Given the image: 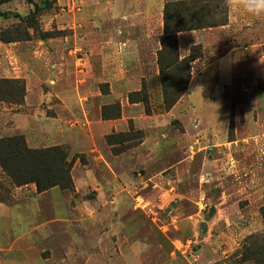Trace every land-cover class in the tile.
<instances>
[{
	"label": "rangeland",
	"instance_id": "obj_1",
	"mask_svg": "<svg viewBox=\"0 0 264 264\" xmlns=\"http://www.w3.org/2000/svg\"><path fill=\"white\" fill-rule=\"evenodd\" d=\"M221 1L216 18L226 16L225 25L196 30L214 29L180 42L176 35L178 59L197 56L186 72L158 66L161 35L155 64L128 67V82L121 83L112 76L116 67L94 62L97 0H0L6 15L0 35L18 43L13 54L0 55V67L10 68L0 81L24 88L19 103L18 90L0 94V138L22 136L29 147V139L47 136L48 119L60 121L56 142L32 140L37 148H29L57 146L73 161V189H59L70 221L55 223L53 234L60 244L71 241V264H95L101 257L111 264L127 255L130 264H264V14L247 21L240 16L241 22L222 29L229 24V3ZM180 44L184 52L190 44L184 57ZM232 49V79L217 85L215 65H208ZM13 67L27 68L26 78H17ZM209 67L206 81L193 87L191 78ZM164 88L173 96L185 88L179 110L176 104L165 110ZM195 91L228 102L223 140L213 136L222 105L210 115L215 126L199 119L197 108L205 115L214 106L194 103ZM97 111L102 121L121 125L104 132ZM131 151L128 166L114 162ZM85 169L94 177L88 187L81 182ZM32 185L16 188L0 170V204L31 200ZM33 233L30 239L40 244V233ZM32 249L49 255L40 246Z\"/></svg>",
	"mask_w": 264,
	"mask_h": 264
},
{
	"label": "crops",
	"instance_id": "obj_2",
	"mask_svg": "<svg viewBox=\"0 0 264 264\" xmlns=\"http://www.w3.org/2000/svg\"><path fill=\"white\" fill-rule=\"evenodd\" d=\"M100 1V2H99ZM172 0H97L99 4L100 14L98 15L97 22L99 29L96 32V52H95V63L99 67H116L113 70L112 76H117L121 83L128 82V75L126 73L128 67H150L154 65L156 56L154 49L156 45L159 46V37L163 33V7L166 2ZM182 1V0H173ZM229 3V24L222 27L229 29L232 23H238L242 20H238L241 16L245 18L244 21L249 19V15H240L242 11L238 8L241 0H228ZM238 13V14H237ZM253 18L252 16H250ZM214 29L184 32L178 34L179 42L183 39H194L195 35L210 32ZM18 43H2L0 42V55L7 54V56L13 54L16 50ZM188 45L186 51H181L180 44V57H184L188 54ZM234 50L225 52L217 60L209 63L208 66L213 67L215 65V84L225 86L229 84L232 79V62ZM143 56H147L148 60H144ZM111 61V62H110ZM111 63V64H110ZM194 63V62H193ZM209 67L205 74L203 70L200 73L195 74L191 78V85L193 87H199L204 80L206 74L211 70ZM24 67H13L18 77L26 78V69ZM22 69V70H21ZM0 74H8L10 76L9 67H0ZM24 75V76H22ZM110 75V74H109ZM111 76V75H110ZM112 80H116V77H112ZM120 87L124 84H119ZM201 95V96H199ZM194 98V103L201 104H212L214 106L213 111L204 112L201 108H197V117L203 121L211 120V113L217 112V108L220 110L219 105H222L221 111L217 114V119L222 116V122L220 125L215 126L213 132L217 139V142L223 140L225 135L224 123L226 122L225 114L227 112V101L222 99L219 102H215L207 98L204 94L195 91L191 94ZM189 98V96H188ZM211 101V102H210ZM213 102L215 104H213ZM96 104V103H95ZM217 105V106H215ZM224 105L226 108H223ZM181 102L174 106L173 110H179L178 107H182ZM206 107V106H205ZM99 110V109H98ZM171 110V112L173 111ZM100 118L101 130L108 131L114 128L115 124L121 125V121L116 120L108 123L102 121L99 112H96V119ZM45 123L50 130L46 131V137H34V141H42L48 139V141H55L60 136V121L55 118L48 119ZM222 123V124H221ZM193 130V129H192ZM195 132V131H193ZM29 139V147H33ZM28 141V143H29ZM134 159V152L131 151L123 156L114 158V162L128 166ZM94 177L90 175V171L85 169L82 172L81 182L86 187L93 184ZM33 186V185H32ZM34 187V186H33ZM23 188H19L21 191ZM35 190V189H34ZM31 195V200L25 201L27 197L14 203L11 206L0 204V233H9L10 236L14 237L13 240L0 239V264H71L70 258V242L60 244L59 240L55 241L53 234L58 233L59 227L56 230L55 223L67 224L69 219L70 211L66 208V196L58 188H52L40 194L34 193ZM44 217V218H43ZM43 218V219H39ZM66 230V229H64ZM34 231L40 233L39 238L43 241L39 244L30 239L31 234ZM241 232V231H240ZM1 235V234H0ZM44 243V245H43ZM43 251H49V255L43 258L36 249L32 247H39ZM36 250V251H35ZM128 257L131 255H127ZM128 257H123V261H110L111 264H130ZM130 258V257H129ZM105 258H99V263L105 264ZM132 261V257L130 258ZM61 262V263H60ZM76 263V261H74Z\"/></svg>",
	"mask_w": 264,
	"mask_h": 264
},
{
	"label": "trees",
	"instance_id": "obj_3",
	"mask_svg": "<svg viewBox=\"0 0 264 264\" xmlns=\"http://www.w3.org/2000/svg\"><path fill=\"white\" fill-rule=\"evenodd\" d=\"M218 0H182L166 2L163 7V34L160 38V47L157 62L159 67H184L187 71L188 64L197 56L192 53L185 59L179 60L176 55V35L183 31H196L204 28L223 26L226 24V16L218 17L215 4ZM223 4L224 0L221 1ZM222 13V12H221ZM226 9L223 10V14ZM6 16L0 12V17ZM0 41L11 43L3 34ZM163 60L166 63H163ZM189 80L186 74V82ZM186 85V83H185ZM18 90L21 96L17 103L23 99V86L16 81L1 80L0 94ZM181 93L173 96L165 88L163 91V106L170 110ZM11 93V94H12ZM172 96V97H171ZM72 160H67L66 153L60 147L45 149H30L22 136L0 138V170L9 179V183L18 188L33 184L37 194L48 191L52 188L60 190H72L73 183L70 177ZM0 202H4L0 198ZM264 220V208L261 210Z\"/></svg>",
	"mask_w": 264,
	"mask_h": 264
},
{
	"label": "clouds",
	"instance_id": "obj_4",
	"mask_svg": "<svg viewBox=\"0 0 264 264\" xmlns=\"http://www.w3.org/2000/svg\"><path fill=\"white\" fill-rule=\"evenodd\" d=\"M238 8L252 17L264 14V0H241Z\"/></svg>",
	"mask_w": 264,
	"mask_h": 264
}]
</instances>
